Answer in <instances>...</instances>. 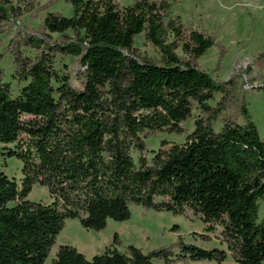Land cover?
Segmentation results:
<instances>
[{
  "label": "trees",
  "instance_id": "trees-1",
  "mask_svg": "<svg viewBox=\"0 0 264 264\" xmlns=\"http://www.w3.org/2000/svg\"><path fill=\"white\" fill-rule=\"evenodd\" d=\"M64 1L68 16L47 11L53 0H0V46L12 33L4 52L22 84L13 93L0 53V143L22 174L18 183L0 169V264L220 263L228 255L237 264H264V140L241 74L221 80L198 64L213 46L220 60L222 44L185 28L166 0ZM45 10L37 27L14 28ZM139 35L158 56L135 46ZM59 58L77 59L79 88L66 64L56 67ZM254 63L264 64V51ZM161 132L184 140L167 148L160 139L148 149L146 140ZM35 185L47 189L48 203L28 199ZM132 206L190 211L204 223L203 240L220 227L225 248L179 239L147 253L133 244L120 251L115 233L89 259L62 244L48 260L67 219L100 231L108 219L128 220Z\"/></svg>",
  "mask_w": 264,
  "mask_h": 264
},
{
  "label": "rangeland",
  "instance_id": "rangeland-1",
  "mask_svg": "<svg viewBox=\"0 0 264 264\" xmlns=\"http://www.w3.org/2000/svg\"><path fill=\"white\" fill-rule=\"evenodd\" d=\"M40 5L51 0H35ZM121 5H128L133 0H117ZM171 2L170 14L178 16L185 28L202 31L211 34L215 41L220 42L224 48V55L219 60V48L213 46L199 58L198 64L212 73L217 79H227L231 75L241 74L239 80L243 84V92L248 100V107L252 114L260 136L264 140V64L259 66L254 63V57L264 51V0H166ZM53 10L71 14V7L64 0H53ZM45 11L31 12L24 15L14 28H35L43 19ZM12 33L2 36L3 45L0 46L2 53V65L6 70V79L10 82L13 93H16L22 84L12 78L13 64L8 52L4 47ZM135 46L142 52L151 56H158L157 52L148 44L142 35L135 38ZM218 61L220 62L218 64ZM66 64V71L71 72V84L80 87V82L73 76L79 68L77 59L59 58L56 67ZM23 118H27L23 116ZM185 133L193 128L190 120L182 125ZM166 139L172 144L181 143L184 135L159 133L156 137L146 140L148 149H156L159 140ZM13 147L12 144L5 145ZM4 145L0 143V169L9 177L20 183L22 174L20 172V161L15 158L3 156ZM6 161V165L3 161ZM28 199L48 203L50 196L47 189L40 185L32 187ZM261 213L264 211V200L261 201ZM177 225V230L171 228ZM220 227H216L210 233L211 240H203L199 234L204 232V223L192 212L174 215L167 211H155L140 206L131 207V216L125 221L108 219L104 229L97 231L82 227L77 219H67L61 232L58 234L55 244L51 247L49 258H53L59 245L67 244L74 246L79 252L89 259L94 254L101 253L109 246L113 236L117 233L120 244L118 249L123 251L125 246L133 244L144 253L162 246H169L178 242L179 239L199 247L210 249L213 247L225 248L220 244L218 236ZM153 264H163L161 260L154 259ZM178 264H237L228 255L222 262L215 260H198Z\"/></svg>",
  "mask_w": 264,
  "mask_h": 264
}]
</instances>
